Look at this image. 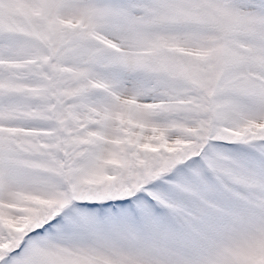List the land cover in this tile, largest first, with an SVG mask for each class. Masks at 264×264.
Segmentation results:
<instances>
[{
	"label": "snow or ice",
	"instance_id": "6c2138e0",
	"mask_svg": "<svg viewBox=\"0 0 264 264\" xmlns=\"http://www.w3.org/2000/svg\"><path fill=\"white\" fill-rule=\"evenodd\" d=\"M0 264H264V0H0Z\"/></svg>",
	"mask_w": 264,
	"mask_h": 264
}]
</instances>
